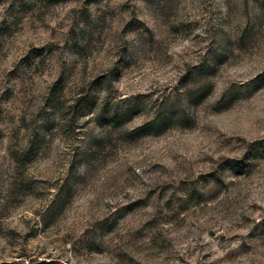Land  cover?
<instances>
[{
  "label": "rangeland",
  "instance_id": "374dc122",
  "mask_svg": "<svg viewBox=\"0 0 264 264\" xmlns=\"http://www.w3.org/2000/svg\"><path fill=\"white\" fill-rule=\"evenodd\" d=\"M0 264H264V0H0Z\"/></svg>",
  "mask_w": 264,
  "mask_h": 264
}]
</instances>
